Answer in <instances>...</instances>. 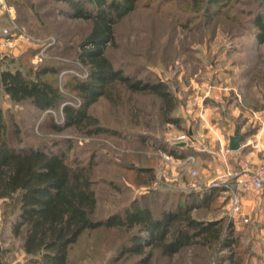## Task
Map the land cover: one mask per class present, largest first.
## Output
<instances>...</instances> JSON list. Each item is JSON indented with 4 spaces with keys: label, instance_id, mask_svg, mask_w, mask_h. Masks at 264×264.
I'll return each instance as SVG.
<instances>
[{
    "label": "rangeland",
    "instance_id": "obj_1",
    "mask_svg": "<svg viewBox=\"0 0 264 264\" xmlns=\"http://www.w3.org/2000/svg\"><path fill=\"white\" fill-rule=\"evenodd\" d=\"M73 1H82L92 17L110 2ZM73 15L64 0H0V26L11 29L10 41L0 45V72L20 70L33 79L41 68L55 69L56 74L44 78L63 98L55 109L38 110L29 102L14 103L0 82V111L11 145L91 166L97 220L112 214L124 217L136 201L155 217L186 211L200 221H220L223 231L220 242L211 246L195 241L166 256L151 246L142 255L123 253L140 233L138 227L86 230L70 247L66 264H264V190L243 194L245 215L233 218L230 193L223 187L196 188L194 180L210 179V171L193 176L196 160L170 159L164 144L190 142L188 127L204 119L264 125V0H138L116 22V40L106 55L130 78L165 82L176 99L172 116L179 125L163 121L159 98L122 90L114 93L116 101L100 97L89 107L106 130L95 135L64 123L63 106L82 102L72 85L87 81L90 69L79 54L93 19ZM182 118L187 127L180 125ZM200 130L197 139L202 143L195 142L199 147L205 144V128ZM207 189L214 192L200 195ZM18 199L19 194L0 199V247L6 264H30L23 248L25 230L19 235L12 230Z\"/></svg>",
    "mask_w": 264,
    "mask_h": 264
},
{
    "label": "trees",
    "instance_id": "obj_2",
    "mask_svg": "<svg viewBox=\"0 0 264 264\" xmlns=\"http://www.w3.org/2000/svg\"><path fill=\"white\" fill-rule=\"evenodd\" d=\"M64 1L70 4L73 17H92L84 12L82 1ZM93 1L106 3L108 0ZM109 1L106 8L99 9L92 17V30L81 44L79 59L90 66L89 76L87 81L72 85L82 102L78 107L63 106L65 127L73 126L78 132L89 135L106 132L88 109L100 97L111 103L116 101L114 93L120 95L122 90L159 98L163 121L179 125V119L172 116L176 99L165 82L150 83L130 78L107 58V47L116 40V22L132 12L138 3V0ZM56 73L55 69L44 67L29 79L20 70H3L0 82L5 94L16 104L29 102L38 110L55 109L63 103V98L58 88L44 76ZM53 127L61 131L58 124ZM167 151L179 157L177 146ZM91 170V166L70 161L54 152L11 145L8 124L0 111V199H14L19 194V214L12 230L15 235L25 230L23 248L30 264H66L70 247L83 232L101 227H138L140 233L123 248V253L138 255L144 254L145 247L150 246L171 256L195 241L208 246L220 242L223 231L220 221H200L186 211H169L155 217L149 208L136 201L126 208L124 217L112 214L97 220L98 199ZM140 171L147 170L142 168Z\"/></svg>",
    "mask_w": 264,
    "mask_h": 264
},
{
    "label": "crops",
    "instance_id": "obj_3",
    "mask_svg": "<svg viewBox=\"0 0 264 264\" xmlns=\"http://www.w3.org/2000/svg\"><path fill=\"white\" fill-rule=\"evenodd\" d=\"M185 120V118H182V123H184L180 124L183 125L182 127L186 126ZM168 125L172 126L173 124ZM200 128H205V130L203 131L205 137L203 141H205V144L201 145V147L195 144V142L202 143L201 141H199V139H197V135L200 134L201 131ZM236 128L239 129V133L244 136V139L242 140L241 148L238 151H231L229 149L230 137L234 135ZM188 129L189 135L193 138L190 142L180 143L179 145H177L170 141L165 142L164 144L167 146V150H170L171 148L177 146V153L179 157H175L165 149L166 155H168L167 157H169L170 159L174 157L177 160H182L186 156L193 155L196 160V167L194 170L197 172V175L202 172V169L210 171V179L201 178L202 180H200L199 182L193 179L197 183L196 188L198 187L200 189L201 186L203 187L204 185H210L212 182H214V180L219 179L226 172V170L239 169L240 164H246L251 167H256L263 162L264 125L253 127L250 126L248 122L236 121L219 124L217 122L213 123L212 121L208 122L206 119H204L200 121V124L198 126H189ZM183 133V131L180 132V134H178V137H180ZM199 164L201 165V167H198ZM136 168L142 169V167L140 166ZM202 176L204 177V173L201 175V177ZM184 182L186 184L188 181L185 180ZM213 192L214 190L207 189L204 190V192H202L200 195H209ZM224 192L227 193L225 189Z\"/></svg>",
    "mask_w": 264,
    "mask_h": 264
},
{
    "label": "built area",
    "instance_id": "obj_4",
    "mask_svg": "<svg viewBox=\"0 0 264 264\" xmlns=\"http://www.w3.org/2000/svg\"><path fill=\"white\" fill-rule=\"evenodd\" d=\"M11 36V29L9 26H0V45L5 46ZM6 40V42H5ZM189 161H194L195 157L189 155ZM192 175L196 176L197 172L192 171ZM221 182H213L210 185L216 187H223L225 191L230 193V204L233 218H241L245 215V207L243 204V194L250 192H260L264 190V158L263 162L251 167L246 164H240L239 169L226 170V172L219 178Z\"/></svg>",
    "mask_w": 264,
    "mask_h": 264
},
{
    "label": "water",
    "instance_id": "obj_5",
    "mask_svg": "<svg viewBox=\"0 0 264 264\" xmlns=\"http://www.w3.org/2000/svg\"><path fill=\"white\" fill-rule=\"evenodd\" d=\"M244 136L239 133V129L236 128L234 135L230 137L229 149L231 151H238L241 148V142ZM0 264H6L2 261V248L0 247Z\"/></svg>",
    "mask_w": 264,
    "mask_h": 264
}]
</instances>
